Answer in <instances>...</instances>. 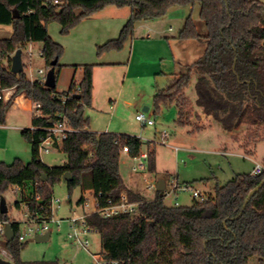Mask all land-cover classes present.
<instances>
[{"label": "trees", "instance_id": "obj_1", "mask_svg": "<svg viewBox=\"0 0 264 264\" xmlns=\"http://www.w3.org/2000/svg\"><path fill=\"white\" fill-rule=\"evenodd\" d=\"M57 1V2H56ZM199 6L200 20L206 34H201L192 13L186 18L177 40L195 41L205 45L203 55L187 66L184 73L173 75L165 89L154 95V115L174 105L176 124L191 125V106L185 91L196 77L195 105L202 113L220 123L227 132L243 125L253 128L249 143L264 140V4L258 0H0V25L13 27L9 39H0V93L14 88L11 99L0 100V126L5 125L9 109L16 98L39 103L43 117L34 118L31 129L22 131L32 145V161L25 164L16 159L11 164L0 163V206L10 186L21 187L20 209L25 204L31 217L48 220L52 217L53 188L62 183L66 173L69 194L80 188L92 191L104 205L117 204L122 194L139 203V217L123 214L104 219L92 214L87 221L102 242L101 254L107 261L119 264H248L258 257L264 264V185L243 207L249 193L264 180V174H238L225 185L217 184L213 195L191 206L167 207L164 193L146 198L125 184L120 174L122 148H129V157L142 153L143 142L138 137L95 134L90 132L85 110L92 106L95 65H75L83 71L80 83L73 80L67 91L59 93L40 82L30 83L25 72H11V58L29 43H42V57L52 69L60 67L62 45L50 36L48 24L57 22L61 34L67 35L83 20L107 7L130 8L131 15L117 39L99 47V55L111 50L121 51L133 36L135 27L143 21L160 20L177 7ZM17 16V17H16ZM58 60L54 66V61ZM80 87V92L76 89ZM71 96L70 101H63ZM59 114H64L75 132L68 135L59 149L66 155L63 166L44 165L37 151L38 142L47 136L46 128L54 126ZM195 130H201L196 127ZM34 139V142H33ZM264 165V161H263ZM149 171L155 173L154 160ZM47 181L42 182V177ZM173 175L169 176L172 177ZM164 179V178H163ZM166 181V179H164ZM36 195L41 201L35 200ZM84 202L82 197L78 205ZM1 209V208H0ZM241 217L239 215L242 213ZM0 220L11 221L0 210ZM15 239L6 242L14 264H60L58 261L20 262L24 247L19 241V223H12Z\"/></svg>", "mask_w": 264, "mask_h": 264}, {"label": "rangeland", "instance_id": "obj_2", "mask_svg": "<svg viewBox=\"0 0 264 264\" xmlns=\"http://www.w3.org/2000/svg\"><path fill=\"white\" fill-rule=\"evenodd\" d=\"M258 1L264 4V0ZM199 12V6L193 11L191 7H177L171 9L163 19L140 22L123 50L106 51L100 55L98 53L100 46L119 37L131 15L130 8L107 7L83 20L67 35L61 34V27L57 22H51L47 26L49 34L63 47L60 67L56 69L48 66L41 57L42 43H29L22 49L24 72L28 77L41 82L51 70H54L57 77L56 90L59 93L69 88L74 76L77 80L82 76L81 69L78 71L73 67L74 65L120 63L95 68L94 105L96 109L108 111L115 101L117 102L118 108L114 111L115 124L122 122L127 129L139 134L138 137L142 138L143 142L142 153H149L150 161L154 156L157 171L151 173L147 169L145 174L132 173L131 167L135 161L123 154L120 174L129 188L138 181L137 176H141L139 183L140 188L143 189L146 179L159 181L164 178L168 183L167 174H173L181 185L188 184L204 195H213L216 184L222 186L238 174H251L255 167V164L247 159L243 149L238 147V144L246 141L253 128L241 127L236 135L241 142H236L232 139L233 133L225 131L220 123H214L215 120L204 116L202 110L195 105L196 77L185 91L192 109L190 121L194 127L201 126L207 128L206 130L191 133V128L177 125L178 114L174 105L163 108L159 114L154 115V95L157 87L167 88L173 80L172 74L186 72L187 66L196 62L204 53V44L191 41L182 48L180 42L176 40L186 18L191 13L200 33H207ZM148 33L151 35L150 38H147ZM12 35V26L0 25V39H9ZM30 52L33 53L32 57L29 55ZM3 63L7 66L8 59L2 60ZM127 66L130 67L129 72L125 70ZM40 70H43V74H39ZM161 72L166 75L157 76ZM121 93L123 95L120 98ZM29 104L30 102L23 97L21 101L14 102L7 113L5 125L0 126V163L11 164L16 159H20L25 164L32 161V145L23 138L22 131L17 129L19 126L25 129L32 127V111L26 108ZM145 107L150 108L147 116L152 115L154 127H144L136 121V116L144 113ZM91 111L93 110L86 109L85 116L89 117ZM99 117L98 122L92 121L91 118L92 129L96 125L106 123L107 118L105 119L103 114ZM164 131L169 134L167 145L159 143L152 146L145 141L154 140L155 133ZM262 131L264 134V128ZM222 152H226V155ZM263 158L264 142L258 145L254 159L262 162ZM41 160L46 166L57 167L62 166L67 159L63 151L50 148L49 154L41 155ZM14 189V186H10L4 193V198L8 208L7 217L20 223L19 234L26 238L20 253V262L58 261L60 264H92L91 256L74 246L68 239L70 231L68 220L94 211L95 200L91 194L85 195L89 205L81 206L78 205L81 198L80 188L74 189L70 197L66 183L56 184L53 188L54 199L59 200L60 204H54V220L59 221L60 228L57 224L50 223V240L38 243L34 235L27 236L30 228L37 230V225L26 223L27 207L22 205L19 209L16 206L21 197L20 194L14 193ZM146 194L149 199H154V192ZM176 199L181 207L191 206L194 203L190 193H179L167 197L164 204L167 207H174ZM89 240L91 253L101 254L100 234L90 233ZM6 242L5 238H0V259L14 263L9 256ZM248 264H260V259L254 257Z\"/></svg>", "mask_w": 264, "mask_h": 264}, {"label": "built area", "instance_id": "obj_3", "mask_svg": "<svg viewBox=\"0 0 264 264\" xmlns=\"http://www.w3.org/2000/svg\"><path fill=\"white\" fill-rule=\"evenodd\" d=\"M57 2V1H56ZM30 57H32L33 53H29ZM42 56V53H41ZM39 74H43V70L39 71ZM30 83L34 85L36 82L31 78H28ZM46 78L43 79L40 83L45 85ZM15 89H3L0 93V100H3L5 102L9 101L11 99V96L13 95ZM77 93L80 92V87H77L76 89ZM71 96H67L63 98V101H70ZM32 116L34 118H41L43 117L42 108L39 103L33 102V108H32ZM151 116H147V113L138 114L136 116V120L144 127H154L155 122L151 119ZM32 132L36 131L37 129L32 127ZM47 132V136L45 138H42L38 144H37V151L41 159L42 154H49L50 148L59 149L62 142L67 139L68 135L75 132V130L70 126V122L68 118L64 114H59L57 123L49 128L44 129ZM169 137L167 132H162L160 134V139L155 138L154 140H145L148 144L155 146L156 144H166V139ZM142 140V138H140ZM34 142V139H33ZM122 155L129 156V148L123 147L122 148ZM135 161V164L131 167L132 173L135 174H145L146 170L149 168L150 164V155L149 153H141L139 157L132 158ZM148 166V167H147ZM264 174V165L261 163H255V167L252 170L251 177L257 178ZM146 177V176H143ZM158 181H152L147 180L145 181V185L143 186V192H154L156 193L158 191L157 189ZM14 193L21 194L22 189L21 187L14 185ZM91 192V191H90ZM89 193V191H88ZM164 193V201L167 197H171L172 195H178L179 193H190L192 198L200 203H204L208 200V195L202 194L200 191L194 189L192 186L188 184L181 185L178 182V178L176 176H172L169 179V182L166 181L165 190ZM94 197V211L92 213H86L82 216H75L68 220V223L70 224V231L68 234V239L70 242L76 246L77 248L85 251L91 256L92 264H119L118 262L113 261H107L102 254H93L90 251L91 242L89 240V235L92 232H95L94 228L91 227L87 221V218L92 214H98L104 219H109L115 216L123 215V214H130L136 217H139L138 213V206L139 203L131 202L127 196V194H122L120 202L115 204L112 201H108L105 205L95 197ZM35 200L37 202L41 201V196L36 195ZM54 204H60L59 200H55L54 196L52 199V217L48 220H37L34 217L30 216V213L27 210V224L28 225H37V230L34 231L33 229H29L27 236H37V235H44L47 232H50L49 224H57V227L59 226V221L54 220ZM22 205L25 204H21ZM88 199L85 197L83 206H88ZM26 206V205H25ZM174 207H181L179 201L176 199ZM16 221H2L0 220V238L6 239V231L5 226L7 223L12 224ZM18 223V222H16ZM20 224V223H19ZM7 240V239H6ZM19 241L25 242L26 238L24 236L19 235Z\"/></svg>", "mask_w": 264, "mask_h": 264}, {"label": "crops", "instance_id": "obj_4", "mask_svg": "<svg viewBox=\"0 0 264 264\" xmlns=\"http://www.w3.org/2000/svg\"><path fill=\"white\" fill-rule=\"evenodd\" d=\"M150 34L148 33V35H147V38H150ZM133 37V36H132ZM131 37V38H132ZM130 38V39H131ZM177 40V39H176ZM179 41V40H178ZM180 42V46L183 48L184 46H186V44H189L188 42H191V41H186V42H181V41H179ZM179 44V43H178ZM131 45H132V40H131ZM43 49V48H42ZM41 53H42V50H41ZM133 56H134V52H133ZM42 57V56H41ZM43 58V57H42ZM115 64H120V63H110V64H98V63H96V64H92V65H95V68L96 67H99V66H107V65H115ZM127 64H128V62H127ZM65 66H67V65H65ZM75 66V65H74ZM69 67H72V66H69ZM94 68V74H93V82H94V91H93V102H92V106L90 107V108H88L89 110L91 109V110H93V111H91L90 112V116L89 117H87L88 119H89V126H90V132H92V133H95V134H105V133H111V134H115V135H129V136H132V137H138L139 136V134L138 133H135V132H133L131 129L129 130V129H127L126 128V126H125V124L124 123H122V122H120V123H116L115 124V122H114V118H115V114H114V111L115 110H117V108H118V106H117V102L115 101V104L113 105V106H111L110 107V110H106V111H102V110H100V109H96V105H94V102H95V90H96V69ZM129 69H130V67L129 66H127L126 67V72H129ZM80 70V69H79ZM78 70V71H79ZM81 72H82V76L77 80L76 79V76H74V78H73V80H75V82L76 83H80L81 82V80H82V78H83V71L81 70ZM26 74V73H25ZM159 75H166V74H164L163 72H161V73H158L157 74V76H159ZM172 75H175V74H172ZM26 76H27V78H29L28 77V75L26 74ZM72 80V81H73ZM159 88L157 87V90H158ZM68 90V89H67ZM66 90V91H67ZM123 95V93H121V94H119V97L121 98V96ZM23 96H20V97H18V98H16V100L14 101V102H16V101H21V98H22ZM118 97V98H119ZM24 98V97H23ZM24 99H26V98H24ZM27 101H29L30 102V104L29 105H26V108L27 109H29V110H31L32 111V108H33V101L32 100H29V99H26ZM111 102H114V101H112V100H110ZM14 104V103H13ZM146 108V107H145ZM111 109H112V111H111ZM149 112H150V108H149ZM32 113V112H31ZM103 114V117L106 119L107 118V121H106V123H102L101 125H96V126H94V128L92 129V127H91V118H92V121L94 120V122H98L99 121V119H100V115H102ZM149 116H151L152 117V115L151 114H149ZM204 116H206V115H204ZM208 119H211L212 120V117H208V116H206ZM137 121V120H136ZM32 122H33V116H32ZM138 122V121H137ZM216 121H214V123H215ZM139 123V122H138ZM213 123V124H214ZM243 126H247V125H243ZM243 126H241V127H243ZM185 127H189V128H191V133H195V132H201V131H203V130H206L207 128H204V127H201V126H198V127H200L201 128V130H195V128L196 127H194L193 125H192V123H191V125H189V126H185ZM240 127V128H241ZM32 128V127H31ZM30 128V129H31ZM239 128V129H240ZM18 130H20V131H23V130H25V128H23V127H21V126H19L18 128H17ZM27 129V128H26ZM239 129H237L236 131H233V132H230V133H233L232 134V139L234 140V141H236V142H241V140L238 138V137H236V135H237V133L239 132ZM162 132H159V133H155L154 134V139L155 138H158V139H160L159 138V135L161 134ZM250 134V133H249ZM249 134H248V136H247V138L245 139L246 141L245 142H241V144H238V147H240L239 149H243V151H244V153H245V155H246V157H247V159H250L254 164L255 163H261V164H263V161H264V158H263V161L262 162H257L255 159H254V157L256 156V153H257V148H258V145L260 144V143H262V142H264V140H261V141H254V140H252L250 143H249V145L247 144L248 142V137H249ZM169 135V134H168ZM261 137H264V134H263V131H261ZM139 138V137H138ZM169 138V137H168ZM167 138V139H168ZM167 139H166V141H167ZM173 149H175V150H179L178 148H176V147H172ZM60 150V149H59ZM222 154L223 155H226V152H222ZM127 156V155H126ZM129 157V156H128ZM152 160H154V162H155V159H154V156H153V159ZM42 161V160H41ZM66 162H67V160H66ZM66 162H64V164L63 165H65L66 164ZM43 163V162H42ZM62 165V166H63ZM48 167H50V166H48ZM156 167V166H155ZM254 169V168H253ZM148 170H149V168H148ZM157 171H155V173H156ZM167 175H169V176H171V175H173V174H167ZM137 180L138 181H135V184L132 186V187H130L131 189H133V190H135V191H138V192H140V193H142L146 198H148V196H147V194L145 193V192H143V189L142 188H140V183H139V180L141 179V176H137ZM217 185V184H216ZM215 189V188H214ZM88 193V191H86V192H82L81 191V198L82 197H84L85 198V195ZM89 194H91L92 196H93V192L91 191L90 192V190H89ZM155 195H156V193H155ZM80 198V199H81ZM154 198H155V196H154ZM149 199V198H148ZM81 206H83V203L81 204ZM14 264V263H13Z\"/></svg>", "mask_w": 264, "mask_h": 264}, {"label": "water", "instance_id": "obj_5", "mask_svg": "<svg viewBox=\"0 0 264 264\" xmlns=\"http://www.w3.org/2000/svg\"><path fill=\"white\" fill-rule=\"evenodd\" d=\"M17 17V16H16ZM58 60L54 61L53 65L55 66L57 64ZM2 64V60L0 59V65ZM11 72L13 74H21L24 72V64H23V59H22V50L19 49L16 51L15 55L12 56L11 58ZM45 86L49 89H54L56 88L57 86V77H56V74H55V71L54 70H51L47 77H46V82H45ZM144 113H148L149 112V108L146 107L144 108ZM72 179L71 177V174L70 173H66L64 175V177L62 178V182L63 183H68L70 182ZM47 181V176H44L42 177V182H46ZM264 185V180L260 183V185H258L254 190H252L249 195H248V198L245 202V205L243 207V211L245 210L247 204L249 203V201L252 199V197L254 196V194L256 192H258L262 186ZM165 186H166V181L164 179H160L158 181V186H157V189H158V192H163L165 190ZM0 210H1V213L2 214H5L7 215L8 213V208H7V204H6V200L5 198L1 201V206H0ZM243 211L242 213L239 215V217L242 216L243 214ZM5 231H6V239L8 242H12L14 241L15 239V233L12 229V226L11 224L7 223L6 226H5ZM51 238V232H47L46 234L44 235H37L35 237V241L36 242H47L49 241ZM0 264H13L9 261H6V260H3V259H0Z\"/></svg>", "mask_w": 264, "mask_h": 264}]
</instances>
